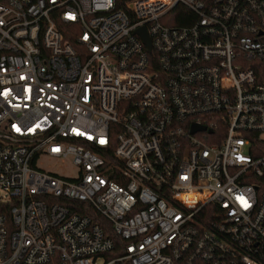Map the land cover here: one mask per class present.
Wrapping results in <instances>:
<instances>
[{"label":"built area","instance_id":"built-area-1","mask_svg":"<svg viewBox=\"0 0 264 264\" xmlns=\"http://www.w3.org/2000/svg\"><path fill=\"white\" fill-rule=\"evenodd\" d=\"M0 189V264H264V0H0Z\"/></svg>","mask_w":264,"mask_h":264},{"label":"trees","instance_id":"trees-1","mask_svg":"<svg viewBox=\"0 0 264 264\" xmlns=\"http://www.w3.org/2000/svg\"><path fill=\"white\" fill-rule=\"evenodd\" d=\"M123 1L124 0H118V6L123 5ZM184 11H185V9L182 6L177 5L172 11L173 13H175V18L171 21V23H183V20L180 17ZM58 201L63 202L66 205H69L68 202L63 201V198H58ZM72 203L74 205H76L77 207H79L80 210L79 209H77V210H79L80 213L89 214L94 220L99 222L105 229L107 227H109V223L107 222V220L105 218H103L101 215H99L95 210H93L85 202H77L76 201V202H72ZM10 205H11L10 202H0V211L7 212ZM113 237L115 239L116 244L119 245L121 243L120 238L115 236V235H113Z\"/></svg>","mask_w":264,"mask_h":264},{"label":"water","instance_id":"water-1","mask_svg":"<svg viewBox=\"0 0 264 264\" xmlns=\"http://www.w3.org/2000/svg\"><path fill=\"white\" fill-rule=\"evenodd\" d=\"M135 32L141 37L142 42L144 43V45L146 46V48L148 50H150V47H151L150 40H149V37H148V35H147L146 30L144 29V27H141V28L136 29ZM200 130H204V126H200V125L193 124L191 126L190 132L191 133H195V132H198Z\"/></svg>","mask_w":264,"mask_h":264},{"label":"rangeland","instance_id":"rangeland-1","mask_svg":"<svg viewBox=\"0 0 264 264\" xmlns=\"http://www.w3.org/2000/svg\"><path fill=\"white\" fill-rule=\"evenodd\" d=\"M40 163L44 166V167H48V168H52V169H58L60 171L66 172V173H72V170L70 168H64L62 166H55L52 163L48 162L47 159H42L40 160ZM0 197H6V194L0 189Z\"/></svg>","mask_w":264,"mask_h":264}]
</instances>
